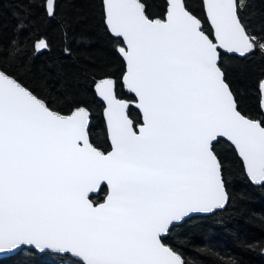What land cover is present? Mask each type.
<instances>
[{"label":"snow or ice","instance_id":"snow-or-ice-1","mask_svg":"<svg viewBox=\"0 0 264 264\" xmlns=\"http://www.w3.org/2000/svg\"><path fill=\"white\" fill-rule=\"evenodd\" d=\"M101 4L132 94L118 98L111 78L94 82L110 151L90 142L86 106L61 114L9 71L26 59L19 42L0 47V253L27 246L61 264H185L164 241L192 214L228 202L215 152L221 138L264 187V120L239 110L220 63L221 50L264 57V35L249 31L237 0H200L208 28L185 0H164L155 19L143 0ZM41 8L55 18L56 0ZM19 27L23 36L27 25ZM30 47L42 52L48 43L35 37ZM258 88L264 97V79ZM105 186L104 200L93 201Z\"/></svg>","mask_w":264,"mask_h":264},{"label":"trees","instance_id":"trees-1","mask_svg":"<svg viewBox=\"0 0 264 264\" xmlns=\"http://www.w3.org/2000/svg\"><path fill=\"white\" fill-rule=\"evenodd\" d=\"M149 17H163L164 0H143ZM188 7L205 20L200 0H185ZM239 15L250 32L264 35V0H237ZM56 16L43 14L41 0H0V47L19 42L27 52L23 65L13 74L49 107L62 114L73 104L90 111L91 142L109 148L102 116V103L93 84L97 78L116 80V94L132 95L120 83L124 63L118 46L106 30L101 0H56ZM21 20L27 27L21 35ZM205 27L208 28L205 21ZM35 37L46 39L48 48L33 52ZM65 49H69L68 53ZM221 66L227 82L246 116L264 120L259 108V81L264 78V57L259 53L247 59L222 54ZM130 117L140 122L139 113L130 106ZM224 161V181L228 202L222 210L196 215L174 228L164 241L177 251L185 264H264V187L252 185L234 148L225 140L215 145ZM105 188L92 199L100 202ZM0 264H61L58 257L36 256L28 249L0 258Z\"/></svg>","mask_w":264,"mask_h":264},{"label":"water","instance_id":"water-1","mask_svg":"<svg viewBox=\"0 0 264 264\" xmlns=\"http://www.w3.org/2000/svg\"><path fill=\"white\" fill-rule=\"evenodd\" d=\"M152 18H161V17H152ZM205 18V21H206V17H204ZM221 53L222 54H225V53H223V50H221ZM227 55H233V56H237V57H239L238 55H235V54H227ZM121 57V56H120ZM121 59H122V57H121ZM122 61H123V59H122ZM123 63H124V61H123ZM124 70H125V64H124ZM123 75V74H122ZM122 75H121V78H120V83L123 85V83H122ZM103 78H111L113 81H114V83H115V92H116V80H115V78L114 77H111V76H105V77H103ZM262 79H264V78H262ZM126 89V88H125ZM127 90V89H126ZM93 91H94V93H95V90H94V84H93ZM117 95V94H116ZM95 96H96V98L102 103V105H103V107H102V116H103V120H104V124H105V129H106V138H107V142H108V145H109V148L106 150V151H104V152H107V151H110L111 150V143H110V140H109V137H108V129H107V122H106V118H105V116H104V104H103V102L99 99V97L96 95V93H95ZM118 98H120V97H118ZM262 98H264V97H262V95H261V92H260V90H259V108H260V111H261V100H262ZM121 99H124V98H121ZM130 106H132V108L134 109V110H136L138 113H139V111H138V109H136L135 108V106H134V104H131L130 103ZM70 112V111H69ZM68 112V113H69ZM68 113H66V114H68ZM262 113V112H261ZM62 114V113H61ZM263 114V116H264V113H262ZM140 122H142L141 120H140ZM139 122V123H140ZM89 127H90V125H89ZM88 132H89V129H88ZM222 140H224L223 138H221ZM89 140H90V136H89ZM226 141V140H225ZM90 142H91V140H90ZM227 142V141H226ZM92 143V142H91ZM229 143V142H228ZM230 144V143H229ZM92 145L94 146V147H96L93 143H92ZM98 148V147H97ZM99 150H101V151H103L102 149H100V148H98ZM238 157V156H237ZM239 158V157H238ZM239 160H240V158H239ZM241 161V160H240ZM241 163H242V161H241ZM242 166H243V163H242ZM245 172V171H244ZM245 175H246V173H245ZM246 177H247V175H246ZM248 178V177H247ZM248 180H249V182L252 184V185H254V186H257V185H255V184H253L251 181H250V179L248 178ZM105 194H106V186H105ZM105 194H104V196H103V199L100 201V202H102L103 200H104V197H105ZM97 195V193H94V194H92V197L93 196H96ZM227 204V203H226ZM226 206V205H225ZM224 206V207H225ZM223 207V208H224ZM223 208H221V209H216V210H214V212L215 211H218V210H222ZM209 214H212V213H197V214H192V216H196V215H209ZM25 249H27V246L25 247ZM17 253V252H16ZM13 254H15V253H0V258H4V257H8V256H11V255H13Z\"/></svg>","mask_w":264,"mask_h":264}]
</instances>
